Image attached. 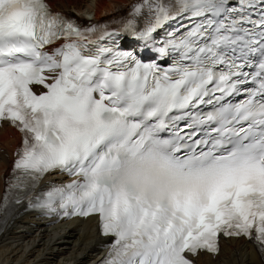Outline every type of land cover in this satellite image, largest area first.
<instances>
[{
	"label": "snow or ice",
	"instance_id": "snow-or-ice-1",
	"mask_svg": "<svg viewBox=\"0 0 264 264\" xmlns=\"http://www.w3.org/2000/svg\"><path fill=\"white\" fill-rule=\"evenodd\" d=\"M129 17L109 31L0 0V121L22 134L0 212L98 215L103 264H194L221 234L264 254V0H138ZM172 21L151 62L114 44ZM56 170L80 179L40 189Z\"/></svg>",
	"mask_w": 264,
	"mask_h": 264
},
{
	"label": "bare ground",
	"instance_id": "bare-ground-1",
	"mask_svg": "<svg viewBox=\"0 0 264 264\" xmlns=\"http://www.w3.org/2000/svg\"><path fill=\"white\" fill-rule=\"evenodd\" d=\"M54 10L83 11L94 19L114 16L137 0H48ZM18 134L5 126L0 131V199ZM92 218L51 228L32 215L13 218L0 231V264H91L99 242ZM198 264H262L243 239L223 240L215 259L197 257ZM67 262V263H66Z\"/></svg>",
	"mask_w": 264,
	"mask_h": 264
},
{
	"label": "rangeland",
	"instance_id": "rangeland-1",
	"mask_svg": "<svg viewBox=\"0 0 264 264\" xmlns=\"http://www.w3.org/2000/svg\"><path fill=\"white\" fill-rule=\"evenodd\" d=\"M67 263V262H66Z\"/></svg>",
	"mask_w": 264,
	"mask_h": 264
}]
</instances>
